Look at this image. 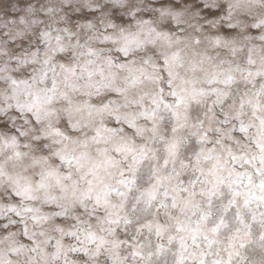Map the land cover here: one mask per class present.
<instances>
[{"label": "snow or ice", "instance_id": "6c2138e0", "mask_svg": "<svg viewBox=\"0 0 264 264\" xmlns=\"http://www.w3.org/2000/svg\"><path fill=\"white\" fill-rule=\"evenodd\" d=\"M0 264H264V0H0Z\"/></svg>", "mask_w": 264, "mask_h": 264}]
</instances>
